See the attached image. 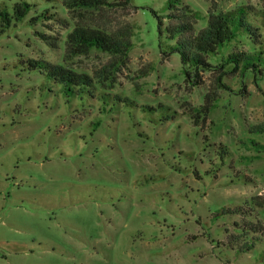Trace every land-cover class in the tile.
<instances>
[{
    "label": "rangeland",
    "instance_id": "rangeland-1",
    "mask_svg": "<svg viewBox=\"0 0 264 264\" xmlns=\"http://www.w3.org/2000/svg\"><path fill=\"white\" fill-rule=\"evenodd\" d=\"M17 1L0 0V9L13 13ZM168 1L132 0L131 14L91 21L134 28L114 84L67 92L30 69L29 59L44 60L97 79L111 61L97 50L65 56L76 20L59 4L69 28L55 19L27 25L43 3L0 36V264H264L263 244L237 253L222 242L243 219L220 211L264 194V134L248 132L264 124V82L228 74L235 89L244 81L238 95L211 71L202 88L190 86L170 53ZM182 1L200 11L196 30L213 11L264 8V0ZM211 92L218 108L195 125L188 110ZM253 138L262 146L238 142ZM215 143L237 155L216 157Z\"/></svg>",
    "mask_w": 264,
    "mask_h": 264
},
{
    "label": "trees",
    "instance_id": "trees-1",
    "mask_svg": "<svg viewBox=\"0 0 264 264\" xmlns=\"http://www.w3.org/2000/svg\"><path fill=\"white\" fill-rule=\"evenodd\" d=\"M43 3L45 7L29 17L27 25L36 26L38 22L55 19L69 28L71 23L67 17H57L56 5L59 4V10H65L76 20L62 40L65 56L87 55L92 50H97L111 56V61L97 73V79L87 72L72 69L61 63L53 65L44 60L29 59L30 69L46 71L48 76L64 84L67 92L73 91V88L80 91L84 86L95 87L104 82L114 84V71L127 65L134 46L131 40L134 28L129 24L116 31H109L104 26L92 25L91 21L119 10H123L126 15L131 14L132 0H18L13 13L0 9V36L12 25L23 21L33 8L38 9ZM168 6L169 26L166 29L171 39H177L170 53L180 55L186 82L190 81V86L202 88V73L217 71L220 86L227 91H233L234 94L244 95V81L235 89L231 83H224V77L229 78L228 74L249 75L256 86L262 89L260 83L264 82V8L254 11L241 5L234 10L213 11L208 14L206 25L196 30L194 25L200 11H194L182 0H169ZM159 26L162 33L163 18L160 19ZM38 34L42 35L40 32ZM42 36L44 38V35ZM262 91L264 94V89ZM219 98L217 93H205L201 105L189 108V115L195 125L207 122L210 114L218 108L216 102ZM248 132L264 134V124L248 127ZM238 142L242 147H249L248 149L262 146L260 141L254 138L251 140V146H243V142ZM214 148L215 155L219 158L227 157L229 152L237 155L230 145L215 143ZM243 157L244 155L241 159ZM248 180L246 179V182ZM246 205L223 207L220 210L222 214L239 215L243 219L234 222L237 230L227 233L226 239L222 241L237 253L250 252L257 243L264 245V194L251 197Z\"/></svg>",
    "mask_w": 264,
    "mask_h": 264
}]
</instances>
